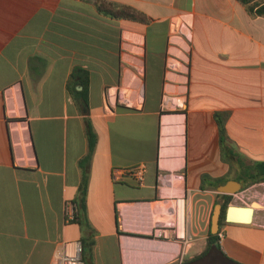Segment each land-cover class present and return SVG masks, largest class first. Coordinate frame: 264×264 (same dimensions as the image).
Returning a JSON list of instances; mask_svg holds the SVG:
<instances>
[{
  "label": "crops",
  "instance_id": "0c3cea01",
  "mask_svg": "<svg viewBox=\"0 0 264 264\" xmlns=\"http://www.w3.org/2000/svg\"><path fill=\"white\" fill-rule=\"evenodd\" d=\"M100 1L146 21L101 13ZM75 68L89 73L87 105L67 91ZM171 96L185 103L172 146ZM87 126L96 145L84 160ZM260 161L264 18L236 0H0V264H55L66 243L85 264H264V209L211 239L199 204L218 194L203 176L241 182ZM138 164L143 185L114 179ZM85 176L84 209L67 223Z\"/></svg>",
  "mask_w": 264,
  "mask_h": 264
},
{
  "label": "trees",
  "instance_id": "16d2710c",
  "mask_svg": "<svg viewBox=\"0 0 264 264\" xmlns=\"http://www.w3.org/2000/svg\"><path fill=\"white\" fill-rule=\"evenodd\" d=\"M238 3L243 5L247 10L248 14L253 17H263L264 18V0H236ZM97 9L99 12L111 15L115 18H132L146 21V18L138 11L131 9L130 7L120 5L113 6L110 3L100 1L97 4ZM88 85H89V73L82 68H75L71 72L67 80V91L75 103H80L87 105L88 102ZM77 87H81V90H77ZM217 124L219 127V141L221 146L222 155L227 156L228 159L236 157V155L231 151L226 143V135L224 129V119L220 116H216ZM87 143H88V154L84 157V160H88L94 150L96 145V136L92 132L91 128L87 126ZM210 181V184L206 185V181ZM227 178H209L206 176L202 177L201 189L216 190L219 185L226 183ZM240 183L244 188H247L253 184L264 182V161L255 162L251 165L249 173L246 175L245 179L241 178ZM87 180L86 176L83 177L82 183L79 189V199L75 203L78 204L79 210L84 209V199L86 193ZM217 196L224 200V203H228L230 200L229 195L217 194ZM224 203H222V214L220 217L219 224L225 222V209ZM79 213V212H78ZM211 239L217 238V234H210Z\"/></svg>",
  "mask_w": 264,
  "mask_h": 264
},
{
  "label": "rangeland",
  "instance_id": "374dc122",
  "mask_svg": "<svg viewBox=\"0 0 264 264\" xmlns=\"http://www.w3.org/2000/svg\"><path fill=\"white\" fill-rule=\"evenodd\" d=\"M175 29L177 30L175 32L186 33L185 29L181 25H177L175 27ZM179 104L182 106H179ZM184 109H185V103L182 101V99H177L176 97H172V96L165 99V104H164L163 110H164V114L168 116L167 120L171 124H169V126L164 125V130H165V128L172 130V131H169L167 133V134H169L167 136V139L170 142L169 145H171V146L175 145V144L177 145L178 142L180 143L183 141L184 129H183V132L181 131V133L176 132V126H177L176 120L182 119L184 122V117H183ZM183 122L181 123V126L184 128ZM174 125H175V127H174ZM178 137H179V139H178ZM171 146H170V148H171ZM250 187H247L244 189L242 187V189L238 193H236L235 195H230V200L226 204L224 203V200L219 198L218 196H216L217 198H215L213 203L211 202L210 198H203V200L199 203L201 205L200 209H201V211H204L205 209L203 208V206L205 207L208 204L209 205L208 213L209 212L212 213L213 208H214L213 206L215 204L224 203L225 207H227V206L248 207L253 202H257L261 205L260 208L258 207L255 210L264 209V186L258 185L255 189H253V191H251L252 193L256 192L257 190H259L261 192V196H256V197L249 195L247 189ZM222 224H223V222L221 223V225Z\"/></svg>",
  "mask_w": 264,
  "mask_h": 264
},
{
  "label": "built area",
  "instance_id": "2783aa9c",
  "mask_svg": "<svg viewBox=\"0 0 264 264\" xmlns=\"http://www.w3.org/2000/svg\"><path fill=\"white\" fill-rule=\"evenodd\" d=\"M111 101L115 103L118 100V97L115 93L111 92ZM121 100L122 96L119 95ZM146 166L144 164H138L132 168L115 171L113 174L114 179L122 178L123 176H127L132 178L137 182L138 185H143L144 176H145ZM182 203V200L177 201V205L179 206ZM79 212V206L77 203L72 201H67L64 204V219L67 223L74 222L77 218ZM64 253L57 259L55 264H85L82 260V246L79 243H66L65 244Z\"/></svg>",
  "mask_w": 264,
  "mask_h": 264
},
{
  "label": "water",
  "instance_id": "95a60500",
  "mask_svg": "<svg viewBox=\"0 0 264 264\" xmlns=\"http://www.w3.org/2000/svg\"><path fill=\"white\" fill-rule=\"evenodd\" d=\"M242 189V185L239 181L229 180L226 183L219 185L216 188L218 194L223 195H235ZM260 208L261 205L257 202H253L248 207L227 206L225 209V221L229 223H250L253 217L254 210ZM241 210L246 211L242 213ZM222 204H215L211 218H210V232L215 234L219 229V221L222 214Z\"/></svg>",
  "mask_w": 264,
  "mask_h": 264
},
{
  "label": "bare ground",
  "instance_id": "6f19581e",
  "mask_svg": "<svg viewBox=\"0 0 264 264\" xmlns=\"http://www.w3.org/2000/svg\"><path fill=\"white\" fill-rule=\"evenodd\" d=\"M179 106H182V105H180L179 104ZM177 122V126H176V132H178V133H181V131L183 132V127L181 126V123L183 122V120L182 119H178V120H176ZM169 124H171L169 121L167 122V125L169 126ZM174 127H175V125H174ZM169 128V127H168ZM174 130V129H173ZM165 131L166 132H169V131H172V130H169V129H167V128H165ZM177 136V135H176ZM176 138V137H175ZM182 138V137H181ZM178 139H179V137H178ZM174 142V141H173ZM176 145V144H175ZM180 146V145H179ZM177 147V146H176ZM177 150V149H176ZM175 150V151H176ZM178 154V153H177ZM180 155V154H179ZM181 158V157H180ZM238 207V206H237ZM178 211H179V216L178 217H180V219H181V215H182V205L180 204L179 205V207H178ZM242 211V213H246V211H244V210H241ZM180 219L178 220V221H180Z\"/></svg>",
  "mask_w": 264,
  "mask_h": 264
},
{
  "label": "flooded vegetation",
  "instance_id": "af4514ba",
  "mask_svg": "<svg viewBox=\"0 0 264 264\" xmlns=\"http://www.w3.org/2000/svg\"><path fill=\"white\" fill-rule=\"evenodd\" d=\"M223 206V205H222Z\"/></svg>",
  "mask_w": 264,
  "mask_h": 264
}]
</instances>
